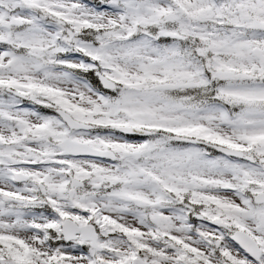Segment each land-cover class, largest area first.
Listing matches in <instances>:
<instances>
[{"label":"snow or ice","instance_id":"6c2138e0","mask_svg":"<svg viewBox=\"0 0 264 264\" xmlns=\"http://www.w3.org/2000/svg\"><path fill=\"white\" fill-rule=\"evenodd\" d=\"M0 264H264V0H0Z\"/></svg>","mask_w":264,"mask_h":264}]
</instances>
